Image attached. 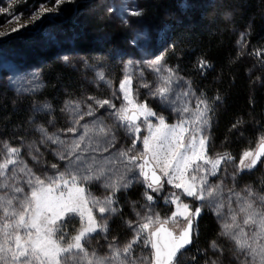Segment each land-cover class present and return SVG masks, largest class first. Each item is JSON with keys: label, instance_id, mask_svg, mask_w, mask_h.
Returning <instances> with one entry per match:
<instances>
[{"label": "trees", "instance_id": "obj_1", "mask_svg": "<svg viewBox=\"0 0 264 264\" xmlns=\"http://www.w3.org/2000/svg\"><path fill=\"white\" fill-rule=\"evenodd\" d=\"M182 1L186 3L183 11L179 9ZM55 2L17 0L12 9L29 16L32 14L29 10L37 11ZM135 2L146 31L155 34L167 29L160 63L187 83L189 92L199 100H206L211 108L206 127L207 155L216 158L230 154L233 159L224 165L233 171L235 189H252L257 195H264V158L253 172L238 170L242 154L255 151L264 137V0ZM59 10L68 20L61 26L64 35L52 32L36 40L20 36L7 44L10 52L20 53L19 59L23 62L19 66L29 65L28 68L36 70L38 85L30 91L19 92L12 85L0 82V161L6 156L5 144L19 148L21 159L26 147L41 142L40 127L48 135L65 129L69 105L89 98H109L100 82L86 80L82 65L93 64L104 55L103 64L97 62L103 77L115 83L121 73V66L115 63L112 54L129 48L132 32L116 15L109 14L108 2L93 0L77 12L70 3L63 2ZM201 61H206L207 66L201 68ZM48 146L47 143L38 145L36 155L49 167L55 160ZM146 191L149 189L142 178L116 191L113 207L117 211L107 218L108 231L96 237L122 246V242L130 240L129 221L136 224L144 209L156 213L165 210L161 197L153 195L158 201L149 203ZM76 226L68 225L65 229L68 235H74ZM214 241L222 257L214 251ZM224 241L219 220L209 208L202 206L195 221L192 245L180 257L182 264H221L223 256L226 258V252L231 250ZM131 253H136V248Z\"/></svg>", "mask_w": 264, "mask_h": 264}, {"label": "snow or ice", "instance_id": "obj_2", "mask_svg": "<svg viewBox=\"0 0 264 264\" xmlns=\"http://www.w3.org/2000/svg\"><path fill=\"white\" fill-rule=\"evenodd\" d=\"M61 2L62 0H56L57 7ZM53 10L55 9L42 8L32 19L33 21L39 19L45 12ZM130 14L140 15L136 11ZM18 30L19 28L12 29ZM137 38H140L139 35ZM159 63L157 59L152 65L157 72L160 71L159 67H156ZM200 66L206 67L207 62L201 61ZM167 71L172 73L171 69ZM99 78L103 80V74H100ZM171 80V75L163 77L162 85L151 94L166 102L171 91ZM143 86L149 87L148 84ZM119 90L124 101L121 107L117 108L108 99L96 100L95 104L100 108L108 106L113 109L111 115L115 117L119 126L133 137L131 148L118 153L120 162L128 172L138 170L139 177L151 193H159L163 189L165 183L163 178H166L167 184L182 192L171 193L166 201L176 206L171 217L161 220L158 214L155 217L142 216L141 221L135 224L133 239L122 250L114 249L113 257L119 258L121 251L124 256L130 255L133 245L143 238L145 246H150L153 250L150 264H182L180 257L184 254L183 250L192 243L193 223L200 215L201 207L192 211L189 204L184 203L180 197L186 195L207 201L217 208V215H221L224 207L219 199L222 188L219 184L210 185L208 176H215L221 164L231 161L233 157L227 153L216 158L207 155L208 137L205 135V129L209 125L208 113L211 108L206 100H199L194 111L187 105L177 108L176 111L180 112L183 118L176 124L169 125L164 117L158 116L147 103L136 102L131 76H126L120 82ZM183 95L187 96L188 93L185 92ZM67 110L74 117L79 114L78 119H73L74 126L67 129L75 133L76 126L82 127L83 132L77 139L66 144L59 136L48 135L43 127L38 131L44 139L61 146L57 155L62 160L68 159L71 171L67 175L70 178H66L65 173H59L55 177L41 179L35 176L27 165L17 169L15 166L22 164L19 160L20 149L3 145L6 156L0 161V190H5L0 193V264H106V261L111 259L97 257L95 252L90 254L85 245L93 234L108 231L106 214L117 211L113 207L115 201L112 196L121 187H129L132 181L124 176L111 180L110 177H106L103 165L95 156L86 158L83 155L87 152L107 151L115 140L113 127L104 124L103 121H94L91 128L87 124L80 125V120H83L85 115H94L91 105L85 113H80L78 103L69 105ZM150 117H156L159 123L154 125ZM141 124L147 127L149 133L147 136H141ZM93 135L104 137L106 146L93 147ZM86 139L89 143L82 147ZM138 141L142 142L143 151H137ZM261 157H264V137L260 138L255 151H245L242 154L238 170L256 167ZM104 163L113 161L106 159ZM206 165L208 167H205ZM52 167L55 168L56 165ZM17 171L28 177L25 183L30 191L23 197L9 196L6 191L11 189L13 193H24V188L18 183L9 182L15 180ZM102 177L111 181L106 182L104 186L111 189L112 195L106 196L103 200L86 195V189L80 185L83 182L100 180ZM246 193L243 204L239 207V212L243 214L242 224L238 222L237 213L232 212L231 223L223 224L222 233L233 240L236 249L248 258L246 264H264V195H257L252 189H246ZM145 198L149 203L154 200L153 195L147 191ZM97 214L100 220L97 219ZM137 215L140 216L139 213ZM76 217H79L80 227L75 230V235L65 240L67 235L65 229ZM177 217L186 221V226L179 233L168 227L170 223L177 222ZM129 226L132 227L133 222L129 221ZM248 227L254 228L251 235L246 231ZM212 246L217 247L215 241ZM120 264L125 262L121 261Z\"/></svg>", "mask_w": 264, "mask_h": 264}, {"label": "rangeland", "instance_id": "obj_3", "mask_svg": "<svg viewBox=\"0 0 264 264\" xmlns=\"http://www.w3.org/2000/svg\"><path fill=\"white\" fill-rule=\"evenodd\" d=\"M17 0H2L1 2V14L0 21L3 23L0 24V33H4L0 35V82H5L8 85H12L14 89L19 92H27L31 89H35L38 85L36 70L32 68H28L29 65L19 66L22 59H19L20 53L15 52L13 54L8 49V42L12 39L22 37H32L34 40L38 38V36H49L50 33H57L60 36L64 35L65 31L61 29V26L67 23V19H64L59 7L61 3L66 2L70 3L73 7L74 11H78L81 7H85L86 4L92 3L93 0H62V2L58 5L55 2L53 6H43L37 11L29 10L31 12L29 16H24L23 13H17L13 8V3ZM108 2V12L109 14L116 15V19L121 22L125 27L130 29L132 40H130L129 48L127 50H118L113 55V60L116 64L121 66V73L119 75L118 80L114 82H109L108 78H103L101 80L99 75L102 74L100 71L101 67L98 68V63L103 64V57L96 58L95 63L89 64L88 66H84V70L86 71L87 81H91L94 84L100 82V85L104 87L106 92L109 94L108 100H111L117 108L121 107L124 103L122 94L119 90V84L126 76H131L132 78V89L137 103H147L148 106L154 111L158 116H162L165 119V122L169 125L176 124L178 120L182 119V115L180 112L176 111L177 108H183L187 105L193 111L195 110L196 104L199 102V99L196 98L189 92V88L187 83L178 78V76L172 72L169 73L167 70L169 68L163 66L161 63L156 67H159L160 71L157 72L152 65L154 62L159 59L160 54L165 48L167 43L166 36V28L164 30H160L155 34H152L144 28L141 22V11L138 9V5L135 0H106ZM55 9L53 11L45 12L44 15L40 16L39 19L33 21V16L37 15L41 9ZM179 9L181 11L186 9V3L180 2ZM139 12L140 15L133 16L131 12ZM18 18V19H17ZM21 25H26L25 27H20ZM14 28H19L18 31H12ZM139 35V39L137 38ZM64 39V38H63ZM99 45V44H98ZM18 53V54H17ZM24 58V57H23ZM23 62V60H22ZM98 62V63H97ZM30 67V66H29ZM171 75L172 80L170 84L171 91L168 94V100L166 102H162V100L153 96L151 93L155 91L157 87H160L163 83L162 78L168 77ZM144 84H148L149 87H144ZM98 88V86H97ZM187 92L188 95L184 96L183 94ZM84 98V97H83ZM87 98V97H86ZM103 99H95L89 98L84 101L77 102L80 106V113H85L88 110V106L91 105L94 110L93 116L85 115L83 120H80V125L87 124L89 127H93L94 121H103L104 124L113 127L115 140L108 147L107 151H99V152H87L83 155L88 158L90 156H95L97 161L103 165L106 177H110L111 180H117L120 176H124L125 178L131 180L133 183L139 177L138 170L133 169L132 172L126 171L124 165L120 162V158L118 157V153L121 151H126L131 148L133 137L128 135L126 131L119 126L115 117L111 115L113 109H110L108 106L100 108L95 104L96 100H105ZM201 107H203L201 105ZM67 113V114H66ZM65 114L66 117V128L62 131H56L51 134L52 136H59L61 140H64L66 144H70L74 139H77L83 132L82 127L79 125L77 127V131L75 133L67 131V129L73 127V119H78L79 114L75 117L67 111ZM184 116H190V114H184ZM151 122L155 125L158 124V120L156 117L149 118ZM141 136H147L148 130L147 127L141 124ZM95 129H93V133ZM206 135V129H205ZM41 142L37 143L34 146L26 147L24 155L19 159L22 164H18L15 167L18 169L23 165H27V168H30L35 176H39L41 179H45L47 177H55L59 175V173H65L66 178H70L67 173L71 171L68 167V159H60L57 155L58 150H60L61 146L58 144H54L51 141L40 138ZM43 143L49 144L48 151L55 160L56 167L46 166L41 163L40 159L37 158L36 155V147L38 145H43ZM89 140H85V144L82 147L87 146ZM92 145L96 147L99 145L101 148L105 147V138L102 136L93 135ZM137 151H143L142 142H137ZM131 154V153H130ZM113 161V163L105 164V160ZM12 166H10L11 168ZM205 167H208L207 165ZM110 169V171H109ZM230 166L221 164L220 170L217 172L215 176L209 175L208 182L210 185H221L222 193L219 197L220 201L224 204L223 209L221 210L222 214L217 215V208L211 206L207 201H200L193 197H187L186 195H181V200L184 203H188L192 211H195L197 207L202 206L209 208L211 212L217 217L219 220V224L222 231V226L225 222L231 223V214L232 212H236L238 216V222L242 224L243 214L239 212V207L243 204V199L247 195L245 188L243 189H235L234 185H232L233 178ZM73 174H75L73 172ZM159 174V173H158ZM215 178V180H212ZM28 177L24 173L16 172L15 180H10V183H18L19 186L24 188V193H13L11 189L6 190L8 195H16L19 197H23L25 194H28L30 189L29 186L25 183ZM164 187L159 193H151L149 189V193L152 195H157L161 197V203H163L165 210L157 211V213L153 210L144 211L142 216L153 215L155 217L156 214L159 215L161 220L171 217L172 213L176 210V206L172 203L166 202L171 193H181L182 190L174 188L172 185L166 183V178ZM106 182H111L106 180L105 177H102L100 180H93L90 182H83L80 186L86 189V195H90L91 198H96L99 200H103L106 196L112 195V191L109 188H106L104 185ZM131 185V184H130ZM91 187H95L96 189L91 190ZM122 188V187H121ZM5 190H0L2 193ZM113 198V196H112ZM154 200H157L154 198ZM153 200V201H154ZM155 204H157L155 202ZM259 206V201L257 202ZM160 210V209H159ZM95 213V209H94ZM107 218L110 214H106ZM138 218V222L141 221V217ZM97 219L100 220L99 214H97ZM197 217L194 219L196 221ZM70 224H76L75 230L80 227L79 217L74 218ZM186 226V221L182 218L177 217L176 223H170L168 225L169 228L173 229L175 232H179ZM66 231V230H65ZM130 231V240L126 239L122 246L119 243L114 244L113 241L102 240L100 237H96L99 235H104L103 232H97L93 234L91 239L86 243L85 247L88 249L89 253H96L97 257H111L106 264H120L121 261H124L125 264H150L152 259V249L150 246H145L143 242V238L140 242L133 245L132 251L134 252V248H136V253H131L128 256H124L121 251V255L119 258L113 257V250H122L126 244H128L134 237L135 234V224L132 227H129ZM246 231L251 232L254 231V228L248 227ZM67 232V231H66ZM76 234V231L74 235ZM59 235V234H58ZM223 235V233H222ZM224 242L231 248L230 251L226 252V258L223 256V261L221 264H246L247 257L240 253L235 246L233 240L229 237L223 235ZM70 235L65 236V240L69 239ZM111 245L112 247H109ZM150 250V252L147 251ZM146 250L144 253L143 251ZM216 254L218 253L220 256L221 250L218 248L214 249ZM213 251V252H214ZM135 254V255H134ZM222 257V256H221Z\"/></svg>", "mask_w": 264, "mask_h": 264}, {"label": "water", "instance_id": "obj_4", "mask_svg": "<svg viewBox=\"0 0 264 264\" xmlns=\"http://www.w3.org/2000/svg\"><path fill=\"white\" fill-rule=\"evenodd\" d=\"M257 149V148H256ZM255 149V150H256ZM263 158L264 157H261V160H260V162H258V164L256 165V167H254V168H252V169H250V170H248V169H245V170H247V171H249V172H253V171H255L258 167H259V165H260V163L262 162V160H263ZM194 227H195V222L193 223V235H194ZM173 230V229H172ZM179 233V232H178ZM192 241H193V238H192ZM191 245H192V243L190 244V245H188L187 247H186V249H184L183 250V252H185V251H187L190 247H191ZM153 251V250H152Z\"/></svg>", "mask_w": 264, "mask_h": 264}]
</instances>
